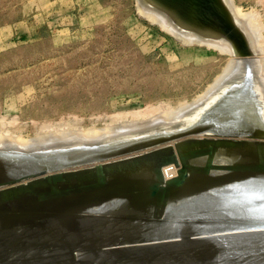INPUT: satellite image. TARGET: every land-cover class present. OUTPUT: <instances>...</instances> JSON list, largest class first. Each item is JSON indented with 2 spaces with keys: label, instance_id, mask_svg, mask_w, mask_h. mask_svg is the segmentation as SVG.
<instances>
[{
  "label": "bare ground",
  "instance_id": "1",
  "mask_svg": "<svg viewBox=\"0 0 264 264\" xmlns=\"http://www.w3.org/2000/svg\"><path fill=\"white\" fill-rule=\"evenodd\" d=\"M203 2L197 8L201 13L220 4ZM181 11L182 24L177 22L194 34L200 23L183 21L205 19ZM175 12L171 15L177 20ZM209 22L205 20L211 28ZM227 33L239 53H247L246 42ZM261 70H254L260 81L254 90L248 82L256 79L250 77L235 86L240 83L237 73L234 85L226 78L215 85V99L205 95L164 116L144 115L146 119L120 125L134 130L125 137L112 139L116 131L107 130L83 137L56 133L0 139V264H165L178 255L182 260L167 264H264V220L258 224L262 227L250 222L258 221L252 215L264 208ZM107 135L111 139L105 140ZM30 142L45 147L34 148ZM183 157L188 165L165 180L162 168L179 166ZM54 171L60 172L50 176ZM198 201L208 211L215 208L218 220L240 221L233 229H247L203 242L145 243L196 229L203 214ZM224 225L229 223L220 229ZM189 254L195 258L187 259Z\"/></svg>",
  "mask_w": 264,
  "mask_h": 264
},
{
  "label": "rangeland",
  "instance_id": "2",
  "mask_svg": "<svg viewBox=\"0 0 264 264\" xmlns=\"http://www.w3.org/2000/svg\"><path fill=\"white\" fill-rule=\"evenodd\" d=\"M200 1L0 0V139L120 132L113 133L114 139L127 136L126 132L134 133L118 128L122 124L164 116L205 95L215 99L219 94L215 85L224 78L234 85L237 73L241 78L235 86L250 77L256 81L246 84L256 89L259 79L254 70L263 69L260 74L264 79V0H217V7L215 0H203L211 6L216 3L212 7L219 12L215 9L202 13L197 9L202 5ZM181 9L210 21L211 28L205 20L187 17L184 25L194 22L201 27L194 34L189 29L183 31L178 20ZM174 10L179 11L174 16L177 20L171 15ZM219 26L232 35L237 33L240 41L246 42L247 53H239L234 40ZM181 31L184 38L179 35ZM140 112L142 115H137ZM108 136L111 135L104 139L108 140ZM31 144L34 148L45 147L37 142ZM179 160V166L162 168L165 180L187 164L185 157ZM203 203L197 202L203 214L196 229L153 237L157 239L145 243L203 242L247 229H233L240 221L218 220L219 212L215 208L208 211ZM252 216L258 219L250 221L252 225L262 227L258 224L264 220V208ZM223 223L229 225L220 229ZM176 258L182 260L183 256ZM176 258L168 257L164 262ZM193 258L192 254L187 256Z\"/></svg>",
  "mask_w": 264,
  "mask_h": 264
},
{
  "label": "water",
  "instance_id": "3",
  "mask_svg": "<svg viewBox=\"0 0 264 264\" xmlns=\"http://www.w3.org/2000/svg\"><path fill=\"white\" fill-rule=\"evenodd\" d=\"M198 149V147H195V148H192V150H194V152H196V150ZM191 149H189V151H190ZM202 150H206V149H202ZM198 151V150H197ZM58 172H60V171H54V172H52L51 174H50V176H52V177H54V176H56V174L58 173ZM46 175V177H47V175L48 174H45ZM176 179H178L177 177H175V179L174 180H176ZM155 193V191L153 192V194Z\"/></svg>",
  "mask_w": 264,
  "mask_h": 264
}]
</instances>
